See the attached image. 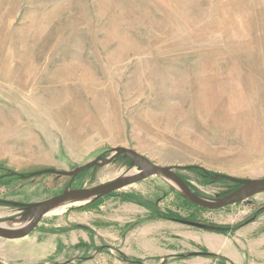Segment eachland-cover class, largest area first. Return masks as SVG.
<instances>
[{"label":"rangeland","instance_id":"374dc122","mask_svg":"<svg viewBox=\"0 0 264 264\" xmlns=\"http://www.w3.org/2000/svg\"><path fill=\"white\" fill-rule=\"evenodd\" d=\"M117 146L180 166L207 198L236 186L215 173L264 178V0H0V219L20 223L11 202L71 180L32 173ZM127 159L71 187L111 181ZM173 185L154 175L63 204L28 237H0V264H264V192L210 210Z\"/></svg>","mask_w":264,"mask_h":264},{"label":"water","instance_id":"95a60500","mask_svg":"<svg viewBox=\"0 0 264 264\" xmlns=\"http://www.w3.org/2000/svg\"><path fill=\"white\" fill-rule=\"evenodd\" d=\"M111 152L112 154L109 157L99 155L92 161L84 165L77 166L72 170L46 168L32 173L33 175L54 173L63 176H70L71 180L62 193L48 199L30 203L16 201L11 202L15 206L24 207V212L21 214L20 222H25V224L17 228L4 227L0 225V237L6 239L24 238L34 231L45 214L56 207L62 206L63 204L67 203H76L83 201L91 202L104 197L116 190L140 182L154 175L161 176L172 182L174 184L173 186L188 201L210 210L225 208L229 205L240 202L248 204L251 202V197L264 192V178H238L223 173H215L212 175L214 179L226 178L232 182L239 184V186L235 190L225 194L224 196H218L215 198L203 197L200 194L196 193L190 187V185L176 172V169L180 166L156 164L145 155L129 147H113L111 148ZM119 156H123L130 160V168L123 175L111 181L98 185L86 186L81 188L71 187L73 179L85 169L109 164ZM133 168H136L137 172L129 173V171ZM22 177H26V175H22ZM16 219L17 218L15 217L0 219V223H6V221H12ZM182 222L207 230H223V227L220 226L200 223L192 220L183 219Z\"/></svg>","mask_w":264,"mask_h":264},{"label":"bare ground","instance_id":"6f19581e","mask_svg":"<svg viewBox=\"0 0 264 264\" xmlns=\"http://www.w3.org/2000/svg\"><path fill=\"white\" fill-rule=\"evenodd\" d=\"M134 172H137V169L136 168H133L132 170H130L129 171V173H134ZM124 174V173H123ZM76 203H80V202H76ZM63 207H65V206H59V207H56V208H54V209H52V210H50L49 212H52V211H57V210H60V209H62ZM3 216V215H2ZM25 224V222H20V223H17L16 225H10V224H8V223H0V225L1 226H4V227H21L22 225H24ZM28 237V236H27ZM1 238H3V237H1ZM25 238V237H24ZM21 239H23V238H17V239H8V240H21Z\"/></svg>","mask_w":264,"mask_h":264},{"label":"trees","instance_id":"16d2710c","mask_svg":"<svg viewBox=\"0 0 264 264\" xmlns=\"http://www.w3.org/2000/svg\"><path fill=\"white\" fill-rule=\"evenodd\" d=\"M119 157H122V156H119ZM117 158H118V157H117ZM125 159H127V158H125ZM127 160H128V159H127ZM128 161H129V160H128ZM85 170H86V169H85ZM203 171H204V170H203ZM79 175H81V173H79L77 176H79ZM181 176H182V175H181ZM202 176L205 177V178H208V177H209V174H208V176L205 175V174H202ZM182 177H183V178L185 179V181L190 185V187L196 192V190L192 187V185H191L190 182L187 180V178L184 177V176H182ZM76 178H78V177H76ZM76 178H75V179H76ZM235 184H236L235 187L237 188V187L239 186V184H237V183H235ZM233 186H234V185H233ZM235 187H234V189H236ZM232 189H233V188H232ZM232 189H230L229 191H227L226 194L234 190V189H233V190H232ZM110 194H112V193H110ZM110 194H109V195H110ZM186 202H188V201H186ZM188 203H190V202H188ZM190 204H192V203H190ZM193 205H195L196 207L200 208V207L197 206L196 204H193Z\"/></svg>","mask_w":264,"mask_h":264},{"label":"crops","instance_id":"0c3cea01","mask_svg":"<svg viewBox=\"0 0 264 264\" xmlns=\"http://www.w3.org/2000/svg\"><path fill=\"white\" fill-rule=\"evenodd\" d=\"M260 9L261 11H263V7L262 6H259V7H257V9ZM252 16V15H251ZM261 23L262 22H260V21H257L256 23H255V26H258V30H260L259 29V26H261ZM258 34L260 35V32H258ZM258 37V36H257ZM261 38V37H260Z\"/></svg>","mask_w":264,"mask_h":264},{"label":"flooded vegetation","instance_id":"af4514ba","mask_svg":"<svg viewBox=\"0 0 264 264\" xmlns=\"http://www.w3.org/2000/svg\"><path fill=\"white\" fill-rule=\"evenodd\" d=\"M22 202V201H21ZM24 203H30V202H24ZM20 213L22 214L24 212V207H19ZM204 252V251H203ZM201 252V253H203Z\"/></svg>","mask_w":264,"mask_h":264}]
</instances>
